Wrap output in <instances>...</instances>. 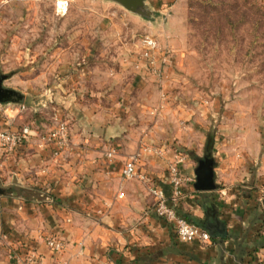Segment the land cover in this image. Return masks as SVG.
Returning a JSON list of instances; mask_svg holds the SVG:
<instances>
[{"label": "rangeland", "instance_id": "rangeland-1", "mask_svg": "<svg viewBox=\"0 0 264 264\" xmlns=\"http://www.w3.org/2000/svg\"><path fill=\"white\" fill-rule=\"evenodd\" d=\"M144 2L148 16L113 0H0V89L18 95L2 107L11 115L16 103H25V117L38 133L65 121L71 141L98 150L96 159L105 165L116 140L121 153L152 149L142 151L138 167L151 156L166 163V174L178 157L196 167L198 158L214 160L223 150L244 167L235 193L255 192L262 205L264 185L251 184L243 173L259 162L248 154L256 144L252 135L264 137V0ZM142 39L153 41L146 57ZM60 83L61 95L70 96L66 104L44 94ZM110 90L117 101L129 97L126 105H113L118 113L124 109L117 123L127 135L108 141L88 127L100 133L108 125ZM90 107L96 122L72 114ZM7 176L6 170L0 180L4 192L11 185Z\"/></svg>", "mask_w": 264, "mask_h": 264}, {"label": "crops", "instance_id": "crops-1", "mask_svg": "<svg viewBox=\"0 0 264 264\" xmlns=\"http://www.w3.org/2000/svg\"><path fill=\"white\" fill-rule=\"evenodd\" d=\"M64 90L60 83L44 94L50 101L54 96L66 104L70 96H62ZM111 91H106L108 125L100 133L95 125L88 127L108 141L127 135V128L117 123L124 109L118 113L113 108L120 101ZM128 97L125 94L120 103L126 105ZM16 104L9 115L0 103V129H33L25 117L26 104ZM94 110L69 112L76 119L96 122ZM252 136L256 144L248 154L259 162L256 170L243 174L251 184L264 185V137L257 141ZM69 141L70 149L60 159L51 156L49 147L39 148L32 136L12 154L0 150V180L7 170L6 183L11 184L0 194V264H26L29 252L39 255L41 264H264V201L260 205L255 192L235 193L244 167L233 156L225 157L219 149L212 159L215 188L209 190L194 187L196 167L189 160L178 164L182 174L194 175L183 184L179 209L209 233L211 242L202 245L180 241L171 226L151 211L154 200L147 182L122 177L129 154L117 150L118 140L109 145L108 151L115 152L108 165L96 159L98 150ZM165 168L162 159L145 156L138 170L169 194ZM219 184L225 188L221 190ZM30 186L42 190L29 193ZM51 235L63 241L61 251L46 245Z\"/></svg>", "mask_w": 264, "mask_h": 264}, {"label": "built area", "instance_id": "built-area-1", "mask_svg": "<svg viewBox=\"0 0 264 264\" xmlns=\"http://www.w3.org/2000/svg\"><path fill=\"white\" fill-rule=\"evenodd\" d=\"M57 6L62 10L63 3H57ZM141 56L148 55V49L151 48L153 41L151 39H142ZM35 138V143L39 148H50V153L53 158L60 157L63 153L70 149V142L68 137V128L65 121L61 119L55 120V125L46 132L38 133L34 129L24 126L20 129H0V150L12 154L20 145L24 144L29 137ZM151 151L152 149L144 147L137 153L129 155L122 167L121 174L125 179H132L134 177L148 183V191L152 196L154 203L151 211L159 218L166 221L177 238L183 242L197 241L200 244H209L211 237L207 231L197 226L195 223L188 220L180 211L179 205L183 197V184L185 181L190 180L179 171L178 164L183 162V157H178L175 163L168 167V181L170 184L169 194L157 187L151 180L138 170V162L142 151ZM114 150L107 151L106 156L111 158ZM119 197L122 196L120 193ZM46 245L54 251H61L64 247L63 241L56 236H49L46 239ZM26 264H41V258L34 252H29L25 256Z\"/></svg>", "mask_w": 264, "mask_h": 264}, {"label": "water", "instance_id": "water-1", "mask_svg": "<svg viewBox=\"0 0 264 264\" xmlns=\"http://www.w3.org/2000/svg\"><path fill=\"white\" fill-rule=\"evenodd\" d=\"M113 1L119 3L128 11H131L139 15L148 16L151 12L145 9L144 0H113ZM2 92L6 98L5 97L4 99L0 98V102L7 100V98H9L10 95L17 94L16 91H13L12 89H5L4 91L2 90ZM9 99L12 100V98ZM194 173H195L194 187L197 190H209L215 188L212 159H210L207 155L198 159ZM3 193L4 190L0 188V194ZM263 206H264V202H263Z\"/></svg>", "mask_w": 264, "mask_h": 264}, {"label": "flooded vegetation", "instance_id": "flooded-vegetation-1", "mask_svg": "<svg viewBox=\"0 0 264 264\" xmlns=\"http://www.w3.org/2000/svg\"><path fill=\"white\" fill-rule=\"evenodd\" d=\"M10 96H13V97H14V96H15V97H18V95H17V94H15V95H10ZM4 97H5V95L3 94L2 90L0 89V98H1V99H4ZM15 97H14V98H15ZM5 98H6V97H5Z\"/></svg>", "mask_w": 264, "mask_h": 264}]
</instances>
